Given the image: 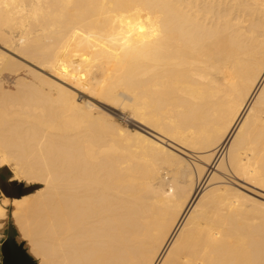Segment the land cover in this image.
Returning <instances> with one entry per match:
<instances>
[{
    "label": "bare ground",
    "instance_id": "1",
    "mask_svg": "<svg viewBox=\"0 0 264 264\" xmlns=\"http://www.w3.org/2000/svg\"><path fill=\"white\" fill-rule=\"evenodd\" d=\"M23 67L0 167L41 186L0 227L35 264H264V0H0Z\"/></svg>",
    "mask_w": 264,
    "mask_h": 264
},
{
    "label": "water",
    "instance_id": "2",
    "mask_svg": "<svg viewBox=\"0 0 264 264\" xmlns=\"http://www.w3.org/2000/svg\"><path fill=\"white\" fill-rule=\"evenodd\" d=\"M7 167L0 168V191L6 197H12L19 192L29 191L23 188L21 182L10 180ZM16 228L12 221H8L7 235L0 243V264H35V259L16 239Z\"/></svg>",
    "mask_w": 264,
    "mask_h": 264
},
{
    "label": "rangeland",
    "instance_id": "3",
    "mask_svg": "<svg viewBox=\"0 0 264 264\" xmlns=\"http://www.w3.org/2000/svg\"><path fill=\"white\" fill-rule=\"evenodd\" d=\"M26 65H30V64H27V62H25ZM41 71V70H39ZM42 73H44L45 75H48L46 72L44 71H41ZM22 76L26 81H32L35 83L36 79L32 77L31 74L27 73V70L25 69V67L23 68H19L17 70H10V69H4L1 71L0 73V77H1V85L5 88V89H8V90H16V87L14 85V81L16 79V76ZM60 82V81H59ZM62 85H66L62 82H60ZM25 88V90H23ZM26 92V93H29L31 92V89L30 87H24V86H21L19 87V91H18V94L22 93V92ZM73 91L75 92V95L76 97L78 98V100H92V98L88 97L86 94L82 93V92H79L78 90H74ZM92 101H95V103H97L98 105H100V107L103 108L102 104L96 102V100H92ZM118 112V111H117ZM125 114L128 113V111H123ZM114 117L116 118V120L120 123V124H123V125H126L128 124V121L126 119L125 116H118V115H114ZM5 167H7V170L9 172V179L12 180V173L8 167V165H4ZM2 166V167H4ZM1 168V167H0ZM18 181V180H17ZM21 182L22 184V187L23 188H30L28 189L29 191H23V192H19L18 194H14L12 197H7V198H20L21 196L25 195V194H28L31 192V190H33L34 188H37V187H40L41 185L39 183H26L24 180H21L19 181ZM247 186L248 188H251L252 190H255L256 192H259V193H262L264 194L263 191H260L250 185H245ZM4 195L1 193L0 191V198L3 197ZM255 197H258L255 195ZM259 198V197H258ZM261 199V198H260ZM7 211H6V214H7V217L6 219L3 221V224L1 225L0 227V243H1V240L5 237V234H6V228H7V225H8V221L11 220L10 219V212L12 210V206L11 205H8L6 207ZM17 231V230H16ZM16 239L18 242H22L23 243V246L26 248V245L24 243V241H22L19 237H18V232H16ZM27 249V248H26ZM33 257V256H32ZM36 262V260H35Z\"/></svg>",
    "mask_w": 264,
    "mask_h": 264
},
{
    "label": "flooded vegetation",
    "instance_id": "4",
    "mask_svg": "<svg viewBox=\"0 0 264 264\" xmlns=\"http://www.w3.org/2000/svg\"><path fill=\"white\" fill-rule=\"evenodd\" d=\"M6 235H7V228H6V234H5V237H6ZM5 237H4V238H5ZM4 238H3V239H4ZM3 239H2V240H3ZM2 240H1V242H2ZM0 258H1V256H0Z\"/></svg>",
    "mask_w": 264,
    "mask_h": 264
}]
</instances>
